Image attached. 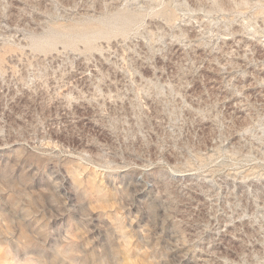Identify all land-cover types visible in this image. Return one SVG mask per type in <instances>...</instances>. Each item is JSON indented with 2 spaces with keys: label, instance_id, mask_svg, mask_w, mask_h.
I'll return each instance as SVG.
<instances>
[{
  "label": "rangeland",
  "instance_id": "rangeland-1",
  "mask_svg": "<svg viewBox=\"0 0 264 264\" xmlns=\"http://www.w3.org/2000/svg\"><path fill=\"white\" fill-rule=\"evenodd\" d=\"M0 264H264V0H0Z\"/></svg>",
  "mask_w": 264,
  "mask_h": 264
}]
</instances>
